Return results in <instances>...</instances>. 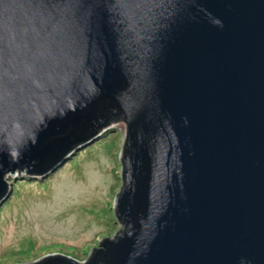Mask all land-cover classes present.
<instances>
[{
  "label": "water",
  "instance_id": "obj_1",
  "mask_svg": "<svg viewBox=\"0 0 264 264\" xmlns=\"http://www.w3.org/2000/svg\"><path fill=\"white\" fill-rule=\"evenodd\" d=\"M110 120L123 228L82 264H264V0H0V202Z\"/></svg>",
  "mask_w": 264,
  "mask_h": 264
},
{
  "label": "rangeland",
  "instance_id": "obj_2",
  "mask_svg": "<svg viewBox=\"0 0 264 264\" xmlns=\"http://www.w3.org/2000/svg\"><path fill=\"white\" fill-rule=\"evenodd\" d=\"M125 134L123 121H111L46 176H5L0 264H32L47 256L82 264L102 240L113 239L122 228L113 205L121 189Z\"/></svg>",
  "mask_w": 264,
  "mask_h": 264
},
{
  "label": "trees",
  "instance_id": "obj_3",
  "mask_svg": "<svg viewBox=\"0 0 264 264\" xmlns=\"http://www.w3.org/2000/svg\"><path fill=\"white\" fill-rule=\"evenodd\" d=\"M111 121H114V120H110L108 123H105L104 125L99 126L98 130H100V131H101V130L104 131L103 128L107 127ZM100 131H99V132H100ZM99 135H100V134H99ZM115 220H116V219H115Z\"/></svg>",
  "mask_w": 264,
  "mask_h": 264
},
{
  "label": "bare ground",
  "instance_id": "obj_4",
  "mask_svg": "<svg viewBox=\"0 0 264 264\" xmlns=\"http://www.w3.org/2000/svg\"><path fill=\"white\" fill-rule=\"evenodd\" d=\"M96 171H97V170H96ZM96 171H94V172L96 173ZM94 172H93V173H94ZM95 173H94V174H95ZM94 174H93V175H94ZM97 175H99V174H97ZM85 221H86V220H85ZM93 225H94V224H93ZM70 227L72 228V230L70 229L69 232L73 231V228H75V225L72 223ZM90 234H91V233H90Z\"/></svg>",
  "mask_w": 264,
  "mask_h": 264
},
{
  "label": "clouds",
  "instance_id": "obj_5",
  "mask_svg": "<svg viewBox=\"0 0 264 264\" xmlns=\"http://www.w3.org/2000/svg\"><path fill=\"white\" fill-rule=\"evenodd\" d=\"M124 140H125V137H124ZM114 213H115V212H114ZM114 218L118 221V219L116 218V215L114 216ZM118 222H119V221H118ZM119 224H120V222H119ZM120 225H121V224H120ZM121 226H122V225H121ZM122 228H123V227H122ZM122 228H121V230H122ZM121 230H120V231H121ZM120 231H118L117 233H119ZM117 233L115 234V236L117 235ZM115 236H114V237H115ZM96 250H98V248H97ZM71 260H72V259H71ZM73 261H74V260H73Z\"/></svg>",
  "mask_w": 264,
  "mask_h": 264
}]
</instances>
